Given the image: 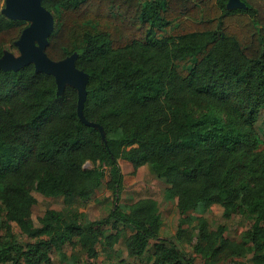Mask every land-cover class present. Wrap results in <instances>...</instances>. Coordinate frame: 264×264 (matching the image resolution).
<instances>
[{"label": "trees", "instance_id": "16d2710c", "mask_svg": "<svg viewBox=\"0 0 264 264\" xmlns=\"http://www.w3.org/2000/svg\"><path fill=\"white\" fill-rule=\"evenodd\" d=\"M241 1L42 0L55 20L45 52H77L88 74L83 113L104 137L79 119L74 87L57 94L33 64L0 69V264H55L53 252L96 264L124 228L128 255L149 264H196L176 242L202 264H264V0ZM27 25L0 13V58ZM120 161L166 181L180 214L172 239L149 196L98 220L79 210L102 184L117 201ZM33 190L63 197L39 225ZM213 204L251 217L240 240L224 224L210 228ZM77 247L82 263L67 254Z\"/></svg>", "mask_w": 264, "mask_h": 264}, {"label": "rangeland", "instance_id": "374dc122", "mask_svg": "<svg viewBox=\"0 0 264 264\" xmlns=\"http://www.w3.org/2000/svg\"><path fill=\"white\" fill-rule=\"evenodd\" d=\"M4 7V0H0V11ZM1 13V12H0ZM27 22V21H26ZM28 23V22H27ZM4 52L11 53L14 56L20 54L18 48L5 46ZM124 178L123 186L119 193L117 201L114 199V193L111 189L102 184L97 193L93 195L85 205L79 207L86 219L98 220L108 215L113 205L118 204L120 207L126 209L131 203L141 197H152L159 205V212L164 224L161 229V236L163 238L172 239V236L177 229L179 221V211L175 207L173 200H169L166 195V187L168 184L164 178L156 176L153 172H148L147 168H140L136 174H132V167L125 161L119 162ZM32 194L36 198V204L33 207L32 215L35 225H39L38 217L43 214L47 208L61 209L63 207V197H46L39 192L33 190ZM192 213V212H191ZM205 217L209 223L210 228L215 229L217 225H226V236L234 240H240L242 235L246 232L251 217L248 215L225 214L223 207L220 204H213L205 212ZM107 231H113L107 227ZM132 232L129 228H124L123 236L111 249L101 252L95 259L96 264H149L146 256L132 257L128 255L124 239ZM176 242V241H175ZM181 250L185 251L193 258L196 264H202L200 255L186 242H176ZM100 250V247H99ZM68 256L77 258L82 263L85 254L79 247L73 252L68 251ZM247 254V258L250 257ZM51 257L55 264H66L61 260L57 252H53ZM83 264V263H82ZM250 264V263H248Z\"/></svg>", "mask_w": 264, "mask_h": 264}, {"label": "water", "instance_id": "95a60500", "mask_svg": "<svg viewBox=\"0 0 264 264\" xmlns=\"http://www.w3.org/2000/svg\"><path fill=\"white\" fill-rule=\"evenodd\" d=\"M227 7H245V4L241 0H228ZM0 12L9 19L28 22L15 41L20 54L14 56L4 52L0 58V69L16 71L23 66L33 64L36 72H44L54 77L57 94H62L66 85L74 87L77 90L79 119L88 126L97 127L104 137L102 127L88 121L83 113L88 74L75 65L77 52L59 60L51 59L45 52L55 20L51 11L42 5V0H4V7Z\"/></svg>", "mask_w": 264, "mask_h": 264}, {"label": "built area", "instance_id": "2783aa9c", "mask_svg": "<svg viewBox=\"0 0 264 264\" xmlns=\"http://www.w3.org/2000/svg\"><path fill=\"white\" fill-rule=\"evenodd\" d=\"M91 166V163L89 161H87L85 164H84V167H90Z\"/></svg>", "mask_w": 264, "mask_h": 264}]
</instances>
